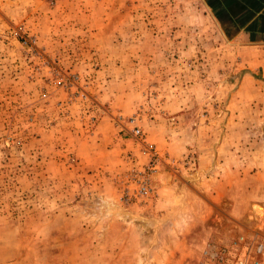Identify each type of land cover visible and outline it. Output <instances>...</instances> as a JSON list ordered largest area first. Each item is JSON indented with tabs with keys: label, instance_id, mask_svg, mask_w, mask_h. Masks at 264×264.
I'll list each match as a JSON object with an SVG mask.
<instances>
[{
	"label": "rangeland",
	"instance_id": "rangeland-1",
	"mask_svg": "<svg viewBox=\"0 0 264 264\" xmlns=\"http://www.w3.org/2000/svg\"><path fill=\"white\" fill-rule=\"evenodd\" d=\"M231 30L203 0H0V264L263 260L264 43Z\"/></svg>",
	"mask_w": 264,
	"mask_h": 264
},
{
	"label": "crops",
	"instance_id": "crops-1",
	"mask_svg": "<svg viewBox=\"0 0 264 264\" xmlns=\"http://www.w3.org/2000/svg\"><path fill=\"white\" fill-rule=\"evenodd\" d=\"M231 27V40L247 45L264 43V0H203ZM219 10V11H218Z\"/></svg>",
	"mask_w": 264,
	"mask_h": 264
},
{
	"label": "built area",
	"instance_id": "built-area-1",
	"mask_svg": "<svg viewBox=\"0 0 264 264\" xmlns=\"http://www.w3.org/2000/svg\"><path fill=\"white\" fill-rule=\"evenodd\" d=\"M260 247H261V246H259V248H258V249H260ZM256 264H264V258H263V260H262V261H260V262H256Z\"/></svg>",
	"mask_w": 264,
	"mask_h": 264
},
{
	"label": "bare ground",
	"instance_id": "bare-ground-1",
	"mask_svg": "<svg viewBox=\"0 0 264 264\" xmlns=\"http://www.w3.org/2000/svg\"><path fill=\"white\" fill-rule=\"evenodd\" d=\"M259 212H262V209L261 208H257Z\"/></svg>",
	"mask_w": 264,
	"mask_h": 264
}]
</instances>
